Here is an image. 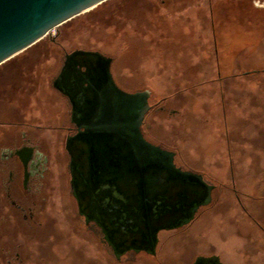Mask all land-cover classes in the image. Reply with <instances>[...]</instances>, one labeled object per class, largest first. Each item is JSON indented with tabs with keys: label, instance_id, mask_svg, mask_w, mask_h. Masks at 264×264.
I'll list each match as a JSON object with an SVG mask.
<instances>
[{
	"label": "flooded vegetation",
	"instance_id": "af4514ba",
	"mask_svg": "<svg viewBox=\"0 0 264 264\" xmlns=\"http://www.w3.org/2000/svg\"><path fill=\"white\" fill-rule=\"evenodd\" d=\"M254 3L264 7V0ZM254 21L255 31L264 32V8ZM212 26L215 30V23ZM51 44L61 49L49 80L63 100L56 113L58 122H39L35 116L33 100L40 92L22 98L17 85L29 86V80L16 78L0 95V100L6 99L0 110V264H75L66 252L61 258L57 253L60 240L67 238L81 244V251L104 256L109 264H135L143 258H160L173 236L183 259L191 253L185 264H194L199 256H217L225 264L210 236L213 223L223 224L230 217L239 226L249 218L264 233L260 197L243 190L233 168L231 183H221L204 165L205 157L185 156L176 141L171 143L155 131L166 107L159 100L152 102L150 91L142 135L172 151L182 174L143 162L115 130L94 128L98 95L106 82L105 65L95 52L111 59L109 68L118 87L131 93L147 89L123 84L114 68L115 57L99 48H71L55 39ZM51 138L55 156L60 145L67 155L64 170L53 165L46 146ZM246 196L253 199L247 203ZM44 246L55 250L52 259ZM202 264L220 263L216 259Z\"/></svg>",
	"mask_w": 264,
	"mask_h": 264
},
{
	"label": "rangeland",
	"instance_id": "374dc122",
	"mask_svg": "<svg viewBox=\"0 0 264 264\" xmlns=\"http://www.w3.org/2000/svg\"><path fill=\"white\" fill-rule=\"evenodd\" d=\"M255 1L108 0L1 65L0 95L16 78L29 80V86L17 85L20 95L40 92L33 100L35 116L39 122L55 124L63 100L49 80L61 49L51 41L99 48L115 57L114 68L123 84L147 89L152 102L165 105L155 130L162 138L176 141L185 156L205 157L204 165L221 183H231L233 168L237 183L247 194L260 197L264 212V32L254 27V15L264 7L255 6ZM1 100L0 110L5 104ZM51 139L46 146L53 165L64 170L67 155L60 145L55 156ZM251 199L246 196L245 201ZM221 224L213 223L210 236L223 263L264 264V233L249 218L239 226L230 217ZM60 241V258L66 252L71 263L109 264L93 250L81 251L83 246L71 238ZM51 249L43 248L50 259L55 252ZM178 250L173 236L160 258L135 264H185L191 253L183 259Z\"/></svg>",
	"mask_w": 264,
	"mask_h": 264
},
{
	"label": "water",
	"instance_id": "95a60500",
	"mask_svg": "<svg viewBox=\"0 0 264 264\" xmlns=\"http://www.w3.org/2000/svg\"><path fill=\"white\" fill-rule=\"evenodd\" d=\"M108 0H0V65L44 39L53 29L95 9ZM103 61L106 82L98 95L99 115L94 128H108L121 135L140 160L164 166L182 174L175 167L172 151L147 141L140 126L149 110V91L127 92L112 78L110 58L95 52ZM217 256H199L194 264L215 261Z\"/></svg>",
	"mask_w": 264,
	"mask_h": 264
},
{
	"label": "bare ground",
	"instance_id": "6f19581e",
	"mask_svg": "<svg viewBox=\"0 0 264 264\" xmlns=\"http://www.w3.org/2000/svg\"><path fill=\"white\" fill-rule=\"evenodd\" d=\"M55 30H56V29H53L51 32H53V31H55ZM51 32H50V33H51Z\"/></svg>",
	"mask_w": 264,
	"mask_h": 264
}]
</instances>
